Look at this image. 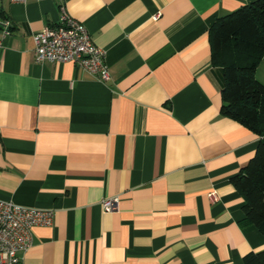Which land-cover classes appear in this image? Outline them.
I'll return each mask as SVG.
<instances>
[{
  "label": "crops",
  "instance_id": "1",
  "mask_svg": "<svg viewBox=\"0 0 264 264\" xmlns=\"http://www.w3.org/2000/svg\"><path fill=\"white\" fill-rule=\"evenodd\" d=\"M253 1L0 0V200L53 214L24 264H244L264 249L231 183L260 137L221 114L209 37ZM60 6L105 51L108 80L35 61Z\"/></svg>",
  "mask_w": 264,
  "mask_h": 264
},
{
  "label": "trees",
  "instance_id": "2",
  "mask_svg": "<svg viewBox=\"0 0 264 264\" xmlns=\"http://www.w3.org/2000/svg\"><path fill=\"white\" fill-rule=\"evenodd\" d=\"M209 37L213 64L224 71L221 114L260 137L254 156L231 183L244 198L246 221L264 236V84L256 78L264 56V0L218 17ZM243 262L264 264V249L246 255Z\"/></svg>",
  "mask_w": 264,
  "mask_h": 264
},
{
  "label": "built area",
  "instance_id": "3",
  "mask_svg": "<svg viewBox=\"0 0 264 264\" xmlns=\"http://www.w3.org/2000/svg\"><path fill=\"white\" fill-rule=\"evenodd\" d=\"M23 3L26 0H10ZM61 14L54 26H45L33 35L34 57L37 63H74L100 81L108 80L105 51L97 47L85 27L60 6ZM3 38L10 34V23L0 19ZM2 41H0V48ZM211 201L218 200L213 192ZM103 212H114L117 198L101 202ZM52 211L19 206L11 201L0 200V264H24L23 256L32 243V228L48 226L52 222Z\"/></svg>",
  "mask_w": 264,
  "mask_h": 264
}]
</instances>
